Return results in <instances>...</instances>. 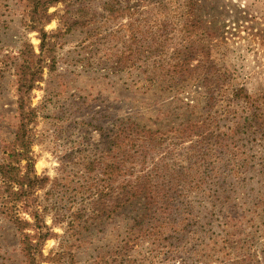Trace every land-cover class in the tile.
I'll return each instance as SVG.
<instances>
[{"label":"rangeland","instance_id":"1","mask_svg":"<svg viewBox=\"0 0 264 264\" xmlns=\"http://www.w3.org/2000/svg\"><path fill=\"white\" fill-rule=\"evenodd\" d=\"M103 1L81 0L95 17L60 39L56 70L46 69L31 94L38 110L36 170L51 179L39 191L40 204L58 234L46 242L45 255L71 249L74 261L64 258L62 264H179L164 260L170 247L160 239L142 238L131 247L122 246L128 226L148 213L147 193L110 216L94 217L92 193L96 183L102 184V174L97 168L89 175L87 163L113 161L116 153L108 151L103 137L119 133L129 119L159 129L167 138L148 166L169 145L175 158L170 162L191 164L203 177L208 174L198 181L200 191L189 193L190 198L198 196L191 204L194 220L188 226L185 219L179 237L183 252L196 264H229L238 253L239 261L246 254L251 255L247 263L264 264V133L252 138L237 132L242 106L234 99V90L245 87L256 109L264 112V0H198L193 13L201 21L199 35L187 39L179 30L187 19L188 0H122L133 5L134 15L117 19L108 18ZM57 8L64 6L51 11ZM27 10V0H0V160L2 146L13 140L18 123L12 62L23 41L32 42L37 51L40 42L37 32L24 25ZM56 27L54 20L46 28ZM138 28L146 35L135 44L129 36ZM185 48L195 51L193 71L186 83L173 89L161 83L163 69L153 62ZM148 57L147 64L138 61ZM191 120L211 126L200 129L192 140L198 149L187 152L182 147L191 142L178 144L176 130ZM222 131L228 137L220 147L216 142ZM211 132L212 142L205 141ZM79 210L85 214L82 226L69 229V220ZM0 264H25L20 234L1 213Z\"/></svg>","mask_w":264,"mask_h":264},{"label":"trees","instance_id":"2","mask_svg":"<svg viewBox=\"0 0 264 264\" xmlns=\"http://www.w3.org/2000/svg\"><path fill=\"white\" fill-rule=\"evenodd\" d=\"M198 3V0H188L185 4L187 19L179 31L185 33L186 39L199 35L197 30L201 21H198L196 13H193L198 11ZM102 4L108 18L117 19L134 15L133 5L130 2L124 4L122 0H104ZM59 5H63L64 8L51 11V8ZM27 7L24 25L27 30L37 32L40 42L37 51L32 42L23 41L19 57L12 62L17 85L18 123L13 140L4 142L2 146L0 213L20 234V247L25 264L45 262L62 264L64 258L74 261L71 249L50 251L47 255L44 253L46 242L57 238L58 234L54 227L47 223L46 209H42L40 204L39 191L45 189L51 179L47 175L39 174L36 170L37 159L33 145L34 124L38 118V110L32 106L31 94L43 80L46 69L56 70L60 39L77 27L86 25L88 20L96 14L90 16V8L81 0H27ZM54 20L57 21V27L48 30L47 25ZM138 29L139 31L132 30L129 36L135 44L139 43L140 36L146 35L143 28ZM174 53L175 56L168 60L161 59L153 62L157 64V68L163 69L160 74L161 83L173 89L175 85H183L188 81L193 71L191 64L195 51L192 48H185L184 51L176 49ZM149 59L150 57L143 62L139 58L138 61H141L143 65L147 64ZM3 73L4 69L0 66V78L3 77ZM207 80L214 82L211 78ZM219 83L216 82V87H219ZM182 91H186L185 88ZM234 99L238 100L242 106L240 121L235 126L237 132L252 138L261 132L264 133L262 130L264 112L261 113L253 105L255 99L247 89L236 88ZM210 126L208 121L202 124H199V120L189 121L180 130H176V133H179L178 139H181L178 144L190 140L191 145L182 148L187 149V152L198 149V143L192 141L193 137L200 135L202 127ZM161 133L159 129L152 130L128 119L125 120L124 125H120L119 133L113 136L104 135L103 144L108 146V151H115L116 157L111 162L92 160L87 163L89 175H92L97 168L101 169L102 174V177L98 178L102 184L96 183L95 191L92 193L94 217L110 216L147 193L148 213L135 224L128 226V233L122 246L131 247L130 244H137L142 238H153V241L160 239L170 247L164 260L174 261V263L179 261V264H196L194 258L183 252L184 248H181L178 241L179 237L183 236L185 219L189 220L188 226L191 220H194L191 204H193V198L198 195L190 198L189 193L195 189L200 191L198 181L202 178L199 181L201 183L208 174L205 173L203 177L202 173L193 171L191 164L184 166L177 161L170 162L172 157V159L175 158L174 148H169V145L164 147L166 149L162 152L164 154L157 160L151 161V165L148 166L150 158L152 159L154 153L163 149L161 146L167 140ZM213 137L214 132H211L204 138L205 141L212 142ZM218 137L216 143L220 145L228 137V132L222 131ZM173 144L176 145L175 142H172ZM133 175L137 176L130 177ZM216 197H219V194ZM184 214L187 218H183ZM84 215L83 210L77 211L73 219L68 222L69 229L74 230L82 226ZM180 223H183L182 227L178 226ZM238 254L239 256L235 255L229 260V264H249L247 260L251 255L245 254L244 260L239 261L241 254Z\"/></svg>","mask_w":264,"mask_h":264}]
</instances>
